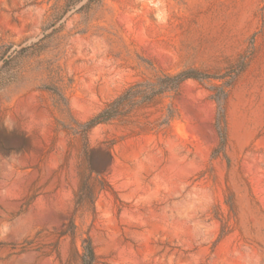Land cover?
<instances>
[{
    "label": "rangeland",
    "instance_id": "rangeland-1",
    "mask_svg": "<svg viewBox=\"0 0 264 264\" xmlns=\"http://www.w3.org/2000/svg\"><path fill=\"white\" fill-rule=\"evenodd\" d=\"M0 264H264V0H0Z\"/></svg>",
    "mask_w": 264,
    "mask_h": 264
},
{
    "label": "trees",
    "instance_id": "trees-1",
    "mask_svg": "<svg viewBox=\"0 0 264 264\" xmlns=\"http://www.w3.org/2000/svg\"><path fill=\"white\" fill-rule=\"evenodd\" d=\"M111 117L112 116H109V117L100 116L93 122V124H99V123L107 122L111 119Z\"/></svg>",
    "mask_w": 264,
    "mask_h": 264
},
{
    "label": "clouds",
    "instance_id": "clouds-1",
    "mask_svg": "<svg viewBox=\"0 0 264 264\" xmlns=\"http://www.w3.org/2000/svg\"><path fill=\"white\" fill-rule=\"evenodd\" d=\"M10 130V129H9Z\"/></svg>",
    "mask_w": 264,
    "mask_h": 264
}]
</instances>
